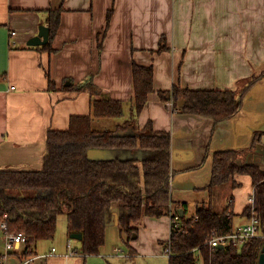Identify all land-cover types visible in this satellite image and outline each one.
I'll return each mask as SVG.
<instances>
[{"label": "crops", "instance_id": "obj_1", "mask_svg": "<svg viewBox=\"0 0 264 264\" xmlns=\"http://www.w3.org/2000/svg\"><path fill=\"white\" fill-rule=\"evenodd\" d=\"M57 8L62 10L50 42L53 51L40 48L44 44L28 45L39 26L46 25L48 11ZM162 37L167 48L157 51ZM132 63L153 69V91L137 116L138 128L150 123L154 131L170 133L171 206L194 215L196 205L208 200L213 152L246 150L254 133L264 132V73L245 95L240 110L217 123L208 116L177 111L158 91L174 85L235 90L264 72V0H0V168H40L47 131L66 129L71 116L91 113L90 92L62 89L70 81L92 75L99 95L122 103L121 116L92 120L94 127L100 123L101 130H115L130 112ZM47 72L53 89L48 88ZM93 150L96 157L104 153ZM243 161L264 168V146L244 153L239 159ZM235 180L239 186L217 190L216 203L223 208L228 202L225 195L231 194L232 220L236 216L238 226L247 220L241 213L250 204L252 185L248 175H236ZM114 213L105 239L109 227L116 225L121 231L119 222H114L119 211ZM133 226L136 239L140 230L141 237L152 228L155 245L165 250L162 242L171 232L168 215L144 216ZM42 240L34 243L32 254L54 247H40ZM65 244L33 264H97L95 259L111 264L105 261L104 255L111 252L102 248L105 241L98 253L88 255L78 252L79 241L72 247L77 253L67 255ZM0 246V264H13L3 234Z\"/></svg>", "mask_w": 264, "mask_h": 264}, {"label": "trees", "instance_id": "obj_2", "mask_svg": "<svg viewBox=\"0 0 264 264\" xmlns=\"http://www.w3.org/2000/svg\"><path fill=\"white\" fill-rule=\"evenodd\" d=\"M61 10L48 11V41L40 47L46 51H53L50 42L59 25ZM110 16L111 10L107 12L104 32ZM166 48L162 37L157 51ZM131 69L130 112L115 130L96 129L92 120L121 116L122 103L99 95L92 75L77 83L70 81L62 89L90 92L91 113L71 116L66 129L47 131L40 168H0V220L6 214V231L24 233L22 254L31 255L37 240L53 239L60 214L67 217L69 235L82 234L78 252L85 255L99 252L107 222L117 210L127 243L136 239L137 228L133 225L139 224L144 216L168 214L169 205L174 203L170 196L174 173L170 164L171 136L169 132L154 131L150 123L138 128L137 116L153 91V69L151 65L136 63H132ZM263 73L252 75L235 90L174 85L170 90H159L158 95L163 100L170 98L177 111L208 116L217 123L240 110L245 95ZM47 79L48 88L53 89L49 72ZM179 100H183L182 105H178ZM260 144L264 146V132H255L246 150L213 152L211 177L206 186L208 200L196 205L194 215L183 213L180 229H172L168 240L162 242L164 249L170 251L168 264H257L263 245L261 238L251 239L239 248L232 245L214 248L208 240L212 232L225 234L233 228L231 194L225 195L228 202L221 209H217L216 198L220 196L217 190L239 186L236 175H248L252 185L253 203L241 215L248 219L255 214L264 229V168L239 162L244 153L252 152ZM90 149L104 153L90 157Z\"/></svg>", "mask_w": 264, "mask_h": 264}, {"label": "rangeland", "instance_id": "obj_3", "mask_svg": "<svg viewBox=\"0 0 264 264\" xmlns=\"http://www.w3.org/2000/svg\"><path fill=\"white\" fill-rule=\"evenodd\" d=\"M101 127L102 126L100 125V123H97L94 128L101 129ZM235 204L236 202H234V206H233L234 211H235ZM217 209H220L219 204H217ZM238 221H239L238 218L234 216L233 225L234 226L237 225ZM67 223L68 221L66 215L60 214L57 219V229L53 239L42 240L40 247L45 248L47 246L48 247L54 246L57 249L62 250L63 249L62 244H64L65 242L66 243L65 245L67 247V243L69 241L71 243V246L74 247L77 244V241L79 240L67 238L66 235V233L68 234ZM161 224L162 223L158 225V228L160 232L164 233L166 229L165 226ZM143 229H145V227H143ZM108 230H111V232L109 233V231H107L108 234L106 235L105 244L103 245L102 248H105L106 246L107 248H110L111 252L110 255H106V254L104 255L106 256L105 261L106 259L109 261L111 260V264H168L167 254L164 252L162 247H157V245H155L156 244L155 241H153L152 228L150 230L145 231V235L141 237H140V233H141L140 230L139 237L136 240L130 241V243L126 242V235L124 234V232L120 231L116 225L109 227ZM2 234L5 239L4 231L2 232L0 230V236ZM138 241L140 242V244L136 245V242ZM77 248H79V244ZM115 248H119L121 252L120 251L112 252V250H114ZM4 249L6 250L5 246ZM57 249H56V253L59 252V250L57 251ZM111 255L113 257H110ZM95 260L97 264H100V262L97 259ZM113 261H117V263H113Z\"/></svg>", "mask_w": 264, "mask_h": 264}, {"label": "built area", "instance_id": "obj_4", "mask_svg": "<svg viewBox=\"0 0 264 264\" xmlns=\"http://www.w3.org/2000/svg\"><path fill=\"white\" fill-rule=\"evenodd\" d=\"M168 105L173 107L172 100L168 101ZM252 203L253 198L250 197V204ZM167 215L170 219V229H180L181 214L177 210H175V208H173L171 204L169 205V212ZM6 218L7 215L5 214L0 220V227L4 230L5 233V248L7 250V253L14 258L13 264H33V261L37 257H48L55 254L54 247H52V249L47 253L31 254L28 256L22 254L26 241L25 235L23 232H7ZM254 238L263 239L264 244V229L261 228L260 220L255 214L248 218L243 224L233 226L232 230L228 233L218 235L212 232L208 243L211 247L214 248L219 247V245H232L239 248L244 243ZM67 249V255H73L77 253V251L72 248L70 242L67 243ZM164 252L168 256L170 254L169 248H165ZM196 264H198V262H196Z\"/></svg>", "mask_w": 264, "mask_h": 264}, {"label": "water", "instance_id": "obj_5", "mask_svg": "<svg viewBox=\"0 0 264 264\" xmlns=\"http://www.w3.org/2000/svg\"><path fill=\"white\" fill-rule=\"evenodd\" d=\"M48 36H49V29H48V27L46 25H44V24H41L39 26V28H38V33L35 36L31 37L28 40L27 44L28 45H32V46L43 45V44L47 43ZM182 104H183V100H179L178 101V105H182ZM94 151L95 150L90 149L88 151V155L90 157L96 156V152H94ZM177 211L181 215H183V209L179 208ZM118 216H115V220H114L115 224L118 223ZM70 238L76 239V240H81L82 234L81 233H78V232H74V233H71L70 234ZM222 247H223V245H219V248H222ZM257 264H264V244L261 247V250H260V253H259V256H258V260H257Z\"/></svg>", "mask_w": 264, "mask_h": 264}]
</instances>
